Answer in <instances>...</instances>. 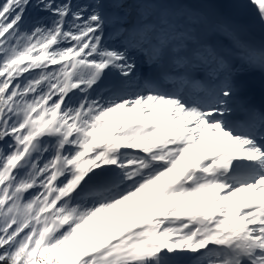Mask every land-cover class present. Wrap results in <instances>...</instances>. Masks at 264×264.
<instances>
[{
    "label": "snow or ice",
    "instance_id": "snow-or-ice-1",
    "mask_svg": "<svg viewBox=\"0 0 264 264\" xmlns=\"http://www.w3.org/2000/svg\"><path fill=\"white\" fill-rule=\"evenodd\" d=\"M221 2L0 0V264H264V44Z\"/></svg>",
    "mask_w": 264,
    "mask_h": 264
},
{
    "label": "bare ground",
    "instance_id": "bare-ground-1",
    "mask_svg": "<svg viewBox=\"0 0 264 264\" xmlns=\"http://www.w3.org/2000/svg\"><path fill=\"white\" fill-rule=\"evenodd\" d=\"M225 3L227 5L225 6ZM224 8L220 10L226 16L232 18L241 19L246 25V31L250 34L258 35L263 34L264 36V25L260 23V18L258 12L256 15H251L250 8L251 6L243 2L244 6L242 7L237 0H222ZM230 5V6H229ZM257 11V10H256ZM245 39V33H244Z\"/></svg>",
    "mask_w": 264,
    "mask_h": 264
},
{
    "label": "rangeland",
    "instance_id": "rangeland-1",
    "mask_svg": "<svg viewBox=\"0 0 264 264\" xmlns=\"http://www.w3.org/2000/svg\"><path fill=\"white\" fill-rule=\"evenodd\" d=\"M245 1H246L247 4L250 3V5H251L252 7H254V6L251 4L250 0H245ZM254 9H255V8H254Z\"/></svg>",
    "mask_w": 264,
    "mask_h": 264
}]
</instances>
